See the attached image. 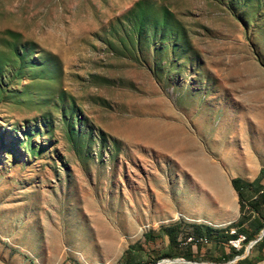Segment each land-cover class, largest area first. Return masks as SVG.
I'll return each instance as SVG.
<instances>
[{
	"label": "rangeland",
	"instance_id": "rangeland-1",
	"mask_svg": "<svg viewBox=\"0 0 264 264\" xmlns=\"http://www.w3.org/2000/svg\"><path fill=\"white\" fill-rule=\"evenodd\" d=\"M262 168L264 0H0V264H264Z\"/></svg>",
	"mask_w": 264,
	"mask_h": 264
},
{
	"label": "trees",
	"instance_id": "trees-1",
	"mask_svg": "<svg viewBox=\"0 0 264 264\" xmlns=\"http://www.w3.org/2000/svg\"><path fill=\"white\" fill-rule=\"evenodd\" d=\"M262 176H264V168H262L258 174V176L252 180V181H248V180H243L242 178L239 177H234L232 178L231 182H232V186L235 189V191L237 192L238 195V203L240 205V211L244 212L245 209L249 210L251 212H254L256 214H258L260 217H263L262 211L264 210V190H258L256 197H254L253 199L247 201L245 199L244 196V192L250 190V187L252 185H254V183H256ZM247 206V208H246ZM241 221L238 222H233L231 223L232 226H235L236 229L233 231V233L229 234L228 231L225 235H223L224 240H231V239H235L239 236L240 231L242 230L240 228V223ZM181 226L180 224H175V225H167L165 227H161L160 230L164 231L169 239V247L168 250L164 251V252H159L156 258H153L152 260L154 261L155 259H160L163 257H175L178 254H182L181 252H175L173 251L175 248H177L178 246V242H177V237L179 235V230H180ZM150 232V231H149ZM192 232L196 235V237H194L193 233H189V235L186 238H198V237H203V236H209L211 233L213 232H218L217 229L212 228L210 226H204V225H192ZM250 238V235H247L244 237V241H248ZM261 242H259L258 244H256L257 246L262 245V243L264 242V235L262 236ZM217 242H220V239H216ZM231 250L235 251V247L231 246ZM124 264H130L129 260L126 259L124 261Z\"/></svg>",
	"mask_w": 264,
	"mask_h": 264
},
{
	"label": "bare ground",
	"instance_id": "bare-ground-1",
	"mask_svg": "<svg viewBox=\"0 0 264 264\" xmlns=\"http://www.w3.org/2000/svg\"><path fill=\"white\" fill-rule=\"evenodd\" d=\"M204 238V237H203Z\"/></svg>",
	"mask_w": 264,
	"mask_h": 264
}]
</instances>
